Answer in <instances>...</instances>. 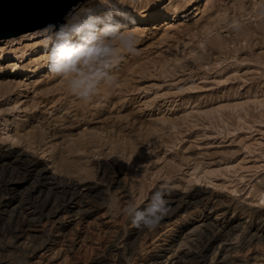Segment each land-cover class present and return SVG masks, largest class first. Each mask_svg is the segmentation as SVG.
Listing matches in <instances>:
<instances>
[{
  "label": "rangeland",
  "instance_id": "374dc122",
  "mask_svg": "<svg viewBox=\"0 0 264 264\" xmlns=\"http://www.w3.org/2000/svg\"><path fill=\"white\" fill-rule=\"evenodd\" d=\"M185 1L174 5L181 9ZM207 1L205 12L183 25L167 29L168 14L141 31L128 24L138 52H123L113 69L114 86L101 85L90 100L71 94L54 75L39 82L0 78V85L10 80L14 87L12 96L0 95V150L22 154L46 176L80 192H101L124 240L132 224L120 207L129 201L143 207L164 186L170 196L214 191L240 212L263 213L264 0ZM100 43L118 47L116 40ZM12 106L19 111L11 112ZM109 174L119 176L118 187L109 186ZM25 176L20 191L35 181ZM43 193L33 198H48L50 207L61 197ZM1 225L0 219V231ZM41 231L25 250L0 236L1 264H31L54 235L49 227ZM101 249L103 259L111 260ZM121 252L122 264H135ZM149 255L138 254L136 263ZM91 258L70 264H89Z\"/></svg>",
  "mask_w": 264,
  "mask_h": 264
},
{
  "label": "bare ground",
  "instance_id": "6f19581e",
  "mask_svg": "<svg viewBox=\"0 0 264 264\" xmlns=\"http://www.w3.org/2000/svg\"><path fill=\"white\" fill-rule=\"evenodd\" d=\"M137 1H140V7L134 13L131 10ZM176 2L118 0L126 18L113 15L126 27L134 21V31H141L142 26L168 14L164 25L169 29L183 25L191 17L200 16L208 4H204L205 0H186L180 9L174 5ZM72 8L68 12L77 13L71 20L72 24H83L89 16L104 18L110 11L108 0H84ZM41 29L0 40L1 79H34L39 82L52 75L47 67ZM13 94L10 80L0 85V95L8 98ZM238 108L235 105L234 109ZM9 109L11 112L19 111L16 106ZM26 174L33 175L35 181L20 191L19 187L28 182ZM110 174L105 177L107 183L110 187H118L121 182L119 176ZM209 174L205 173L204 178L209 179ZM54 180L39 170L33 160L22 154L0 150V219L3 227L0 236L14 239L19 249L25 250L39 239L43 228L49 227L54 234L48 243L41 246V253L31 260V264H70L88 254L92 256L89 264H122L124 254L121 249L127 251L135 264L138 254H150L139 264H264V212H240L232 199L220 197L214 191L167 195L170 211L158 226L154 230H142L131 225L129 237L124 240L120 239L119 229L101 202V192L89 187L80 192L72 183ZM44 191L61 194L54 207H50L48 198L44 201L33 198L34 193ZM259 197V201L264 203V191ZM2 212L11 214L7 217L9 219H5ZM30 216L33 221L29 220ZM101 248L106 250L111 260L106 262L103 259Z\"/></svg>",
  "mask_w": 264,
  "mask_h": 264
},
{
  "label": "clouds",
  "instance_id": "9594fccd",
  "mask_svg": "<svg viewBox=\"0 0 264 264\" xmlns=\"http://www.w3.org/2000/svg\"><path fill=\"white\" fill-rule=\"evenodd\" d=\"M108 3L110 11L104 18L89 16L83 24H72L77 13L70 11L65 14L58 31H53L55 23H48L40 30L44 36L49 73L64 79L68 91L81 100H90L101 85L114 86L113 69L122 53L138 52L136 37L113 15L126 18L118 0H108ZM101 40H116L118 47L104 46ZM81 66L89 71L82 70ZM168 193V186H164L151 193L145 206L137 207L129 201L119 211L133 227L154 230L170 211L166 199Z\"/></svg>",
  "mask_w": 264,
  "mask_h": 264
},
{
  "label": "water",
  "instance_id": "95a60500",
  "mask_svg": "<svg viewBox=\"0 0 264 264\" xmlns=\"http://www.w3.org/2000/svg\"><path fill=\"white\" fill-rule=\"evenodd\" d=\"M84 0H0V40L55 23L58 30L65 14Z\"/></svg>",
  "mask_w": 264,
  "mask_h": 264
}]
</instances>
